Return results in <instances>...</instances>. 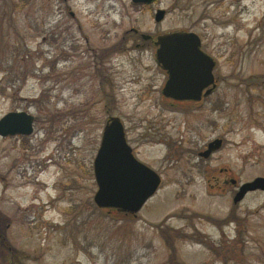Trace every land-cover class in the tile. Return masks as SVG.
<instances>
[{
    "label": "rangeland",
    "instance_id": "rangeland-1",
    "mask_svg": "<svg viewBox=\"0 0 264 264\" xmlns=\"http://www.w3.org/2000/svg\"><path fill=\"white\" fill-rule=\"evenodd\" d=\"M176 31L216 63L202 103L163 95L141 37ZM11 112L35 121L0 136V264H264V191L234 203L264 178V0H0V120ZM111 117L163 178L136 215L94 202Z\"/></svg>",
    "mask_w": 264,
    "mask_h": 264
},
{
    "label": "water",
    "instance_id": "water-1",
    "mask_svg": "<svg viewBox=\"0 0 264 264\" xmlns=\"http://www.w3.org/2000/svg\"><path fill=\"white\" fill-rule=\"evenodd\" d=\"M156 0H133L134 3L151 4ZM166 11L159 10L156 22H162ZM145 39L149 36L144 35ZM157 62L168 73L169 79L163 90L167 98L176 101L199 102L204 91L210 94L214 83L215 61L202 50L200 36L193 32L176 31L158 36L155 41ZM35 117L27 112H11L0 120V136H30L34 132ZM222 140L209 145L201 154L210 157L222 146ZM94 174L98 192L94 198L101 209H112L132 215L138 214L155 195L161 177L153 169L139 161L127 142L122 120L112 117L107 122L100 149L94 161ZM234 182V181H233ZM264 191V178L243 184L234 198L239 203L250 192Z\"/></svg>",
    "mask_w": 264,
    "mask_h": 264
},
{
    "label": "flooded vegetation",
    "instance_id": "flooded-vegetation-1",
    "mask_svg": "<svg viewBox=\"0 0 264 264\" xmlns=\"http://www.w3.org/2000/svg\"><path fill=\"white\" fill-rule=\"evenodd\" d=\"M134 31V33L136 34V35H138L139 34V32L137 31V30H133ZM144 35L143 34H141V37L144 39V41H146V42H152L153 43V45H154V47L156 48V50H158V48L156 47V45H155V39H154V37H152V36H150V35H147V36H149V38L148 39H145L144 37H143ZM157 38H158V36H157ZM107 52H111V50H109V51H107ZM160 66V65H159ZM161 69V71H163V72H165L166 73V75H167V81H168V79H169V76H168V73L161 67L160 68ZM167 81H166V83H167ZM166 83H165V86H166ZM217 85H218V83H217ZM218 87V86H217ZM165 88V87H164ZM217 89V88H216ZM216 89H215V91L212 93V94H210L209 96H205V92L207 91V90H205L204 91V95H203V98H202V101H201V103L204 101V100H206V99H208L209 97H211L212 95H214L215 94V92H216ZM162 93H163V91H162ZM164 95V94H163ZM167 98V97H166ZM167 99H169V100H171V101H175V102H178V103H180V101H176V100H174V99H171V98H167ZM185 102H192V101H185ZM185 102H183V103H185ZM200 103V102H199ZM127 134V133H126ZM16 137H22V136H16ZM127 140H128V137H127ZM212 142V140L211 141H209V142H207V143H205V145H204V151L206 150V149H208V146H209V143H211ZM128 143H129V140H128ZM223 146V145H222ZM132 147V146H131ZM133 148V147H132ZM133 152H134V155L138 158V155L136 154V149L135 148H133ZM203 151H201V152H199V156H200V154L202 153ZM225 184H227L228 185V182L227 181H225Z\"/></svg>",
    "mask_w": 264,
    "mask_h": 264
},
{
    "label": "trees",
    "instance_id": "trees-1",
    "mask_svg": "<svg viewBox=\"0 0 264 264\" xmlns=\"http://www.w3.org/2000/svg\"><path fill=\"white\" fill-rule=\"evenodd\" d=\"M2 234H0V236H1ZM170 245H172V244H170Z\"/></svg>",
    "mask_w": 264,
    "mask_h": 264
}]
</instances>
